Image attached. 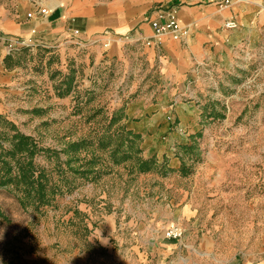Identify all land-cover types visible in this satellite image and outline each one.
Listing matches in <instances>:
<instances>
[{
    "label": "rangeland",
    "instance_id": "rangeland-1",
    "mask_svg": "<svg viewBox=\"0 0 264 264\" xmlns=\"http://www.w3.org/2000/svg\"><path fill=\"white\" fill-rule=\"evenodd\" d=\"M15 60L0 116L39 148L78 158L70 169L102 172L37 209L0 187V264H264V50L168 107L173 95L146 93L118 66L96 68L75 45L25 48ZM114 112L122 119L106 131ZM120 125L164 175L112 165L98 139ZM81 140L93 144L60 153Z\"/></svg>",
    "mask_w": 264,
    "mask_h": 264
},
{
    "label": "crops",
    "instance_id": "crops-1",
    "mask_svg": "<svg viewBox=\"0 0 264 264\" xmlns=\"http://www.w3.org/2000/svg\"><path fill=\"white\" fill-rule=\"evenodd\" d=\"M222 1L0 0V107L13 91L18 52L71 45L96 68L123 69L146 93L173 95L166 104L173 105L203 77L211 80L264 50V0L221 7ZM169 13L185 34L153 38L151 22L164 23ZM229 20L235 28L224 27Z\"/></svg>",
    "mask_w": 264,
    "mask_h": 264
},
{
    "label": "trees",
    "instance_id": "trees-1",
    "mask_svg": "<svg viewBox=\"0 0 264 264\" xmlns=\"http://www.w3.org/2000/svg\"><path fill=\"white\" fill-rule=\"evenodd\" d=\"M121 119V113L114 112L106 131ZM0 124L8 128V131L0 130V140L3 141H0V187L11 186L13 196L23 209L51 205L57 196L73 191L79 185L78 180H94L102 172L90 168L70 169V164L78 158L61 159L59 152L39 148L31 137L20 133L13 124L1 116ZM139 138V135L128 131L125 125H120L111 133L102 134L98 139V147L108 152L107 158L112 165L133 161L131 171L136 174L158 170L164 175L166 170L164 164L157 165L153 158L143 159L135 155L139 152L134 150L135 140ZM92 144L91 141L81 140L68 144L60 153L67 156ZM40 154L47 156L49 160L52 159V167L36 163L35 159ZM94 163L95 160L91 158L83 165L91 167ZM180 170L183 175L187 173L184 167Z\"/></svg>",
    "mask_w": 264,
    "mask_h": 264
},
{
    "label": "built area",
    "instance_id": "built-area-1",
    "mask_svg": "<svg viewBox=\"0 0 264 264\" xmlns=\"http://www.w3.org/2000/svg\"><path fill=\"white\" fill-rule=\"evenodd\" d=\"M229 0H223L222 3L219 5L221 7L229 5ZM40 14H45L46 11L44 9H40ZM224 27L227 29H233L236 27V24L234 21L229 20L226 21L224 24ZM151 28L153 32V38L159 39L160 37L164 36L165 34H169L173 40H178L182 35H184V31L179 27V25L176 23V20L174 18V15L168 14L167 20L164 23H159L157 21L151 22ZM75 36H79L78 31H74Z\"/></svg>",
    "mask_w": 264,
    "mask_h": 264
}]
</instances>
